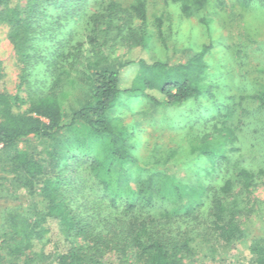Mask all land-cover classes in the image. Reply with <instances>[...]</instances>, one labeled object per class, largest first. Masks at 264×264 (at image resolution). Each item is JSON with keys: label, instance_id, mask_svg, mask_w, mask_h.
Instances as JSON below:
<instances>
[{"label": "trees", "instance_id": "trees-1", "mask_svg": "<svg viewBox=\"0 0 264 264\" xmlns=\"http://www.w3.org/2000/svg\"><path fill=\"white\" fill-rule=\"evenodd\" d=\"M73 1L76 8L84 0ZM164 1L191 17L201 13L208 0ZM254 1L232 3L246 9ZM19 2L0 0V24L12 26L10 38L26 76L29 67L44 64L40 76L46 78L27 88V108L18 112L16 98L4 90L0 72V201L15 202L22 191L37 196L41 208L26 211L8 206L0 211V264H183L197 249L195 242L202 245L210 237L227 245L240 235L243 222L237 217L243 211H237L238 198L264 175V124H245L250 131V139L245 140L225 121L230 110L218 109L210 122L212 132L193 141L186 156L188 166L205 161L210 168L202 182L185 183L172 171L176 150L168 155L157 152L152 163L140 162L129 146L132 133L121 119L108 116L123 95L166 108L202 95L211 97V88L205 85L208 49L184 63L147 60V41L152 36L144 2L138 0L130 9L140 26L129 29L125 22L117 28L127 47L126 57L100 66L95 27L91 33L82 30V38L69 36L60 42L57 34L46 35L39 26L41 16L55 9L58 0H26L25 7ZM120 8L110 2L106 10L117 14L123 11ZM59 22L57 18V32ZM200 22L208 21L204 16ZM43 37L51 43V55L34 43ZM83 57L85 69H93L90 77H83L88 82L86 101L74 106L66 119L63 108L70 95L64 85L77 88L79 80L71 74ZM247 99L257 101L256 110L264 111V89L239 98ZM32 140L42 146L18 148ZM245 146L258 153L250 163L231 156ZM47 147L48 160H44ZM208 178L211 181L204 184ZM46 248L54 251L46 253ZM249 253L253 264H264V241L254 240Z\"/></svg>", "mask_w": 264, "mask_h": 264}, {"label": "rangeland", "instance_id": "rangeland-1", "mask_svg": "<svg viewBox=\"0 0 264 264\" xmlns=\"http://www.w3.org/2000/svg\"><path fill=\"white\" fill-rule=\"evenodd\" d=\"M137 1L84 0L75 8L73 0H58L55 9H51L44 17L41 16L39 26L46 35L57 34V41L60 42H65L69 36H73V40L82 38V30L87 29L88 33H91L95 27L97 30L94 36L97 37L101 48L99 63L100 66H105L106 63L118 62L126 57L127 47L121 41L117 28L125 22H128L126 28L129 29L136 30L140 26V20L130 9ZM140 1L144 2L146 27L152 36L147 41L146 59L169 64L184 63L207 48L204 60L209 68L205 85L210 86L212 96L202 95L180 106L166 108L152 106L141 97L123 95L110 109L108 116L121 119L132 133L129 146L133 156L140 162L152 163L151 157L157 152L168 155L169 152L176 150L178 155L177 160L171 165L172 171L185 183L202 182L204 178L201 177L209 170L210 165L207 166L205 161H200L197 166L191 164L188 166L186 156L193 141L204 133L212 132L210 122L218 109L222 112L227 108L230 110V116L225 121L234 129L237 136L245 135V140L250 139L247 133L250 131L244 128L245 124L253 122L264 124V111L256 110L257 101L239 100L240 96L261 92L264 89V0H255L246 9L236 7L232 3L233 0H208L203 11L191 17L183 16L177 5L166 3L164 0ZM110 2L118 4L123 11L114 14L106 10ZM19 4L25 7L26 0H20ZM111 14H114V17ZM91 16L96 20H88ZM204 16L208 21L206 24L200 22V17ZM50 18H53L52 21ZM57 18L60 21L58 32L55 25ZM12 32V26L0 24L1 80L4 90L16 98L14 108L18 112H24L27 108V88L34 87L33 83L41 81V77L46 78L44 75L40 76L45 65L28 66L27 77L10 38ZM36 42L40 47L48 49V55L52 54L51 43L47 38H36L34 43ZM133 52L136 54L139 51L136 49ZM85 57L76 62L75 73L71 74L72 79L79 80L77 88L72 89L71 86L64 85V91L70 95L64 102L63 112L66 119L74 106L79 107L86 101L88 82L83 77L89 76L93 69H85L87 67ZM87 57L90 58L89 54ZM64 123L68 124V121ZM63 136L68 137L67 134ZM28 144L21 143L18 148L37 149L42 146L33 140ZM251 145L252 142H249L248 146ZM247 148L245 146L243 150L231 156L233 158L242 156L241 163L244 160L250 163L249 159L251 157L256 159L255 155L258 153L255 148ZM46 150L50 151L49 147L44 151V160H48ZM68 150L73 152L74 145H69ZM131 172L133 181L134 168ZM210 181L208 178L204 184ZM239 189V185L236 184L235 190L238 192ZM248 191L247 194L241 191L238 198L237 211H243L237 217L243 222L239 228L241 234H236L227 245L217 243L210 237L209 242L202 245L195 242L193 247L197 249L184 260L183 264H253L249 247L254 240L264 241V175L260 177L255 187L249 188ZM16 197L15 202L0 201V211L8 206H16L26 211H39L41 208L40 199L35 195L21 191ZM75 242L80 243V239L76 238ZM48 250L54 251L53 248H46V253Z\"/></svg>", "mask_w": 264, "mask_h": 264}]
</instances>
